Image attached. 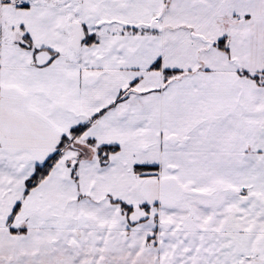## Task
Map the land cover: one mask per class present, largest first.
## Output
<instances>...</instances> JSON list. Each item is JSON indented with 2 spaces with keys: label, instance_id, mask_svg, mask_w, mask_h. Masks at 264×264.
<instances>
[{
  "label": "crops",
  "instance_id": "0c3cea01",
  "mask_svg": "<svg viewBox=\"0 0 264 264\" xmlns=\"http://www.w3.org/2000/svg\"><path fill=\"white\" fill-rule=\"evenodd\" d=\"M24 2L62 38L36 50L0 0V264H264V0ZM156 64L179 73L163 83ZM101 110L76 177L59 159L11 234L1 201Z\"/></svg>",
  "mask_w": 264,
  "mask_h": 264
},
{
  "label": "rangeland",
  "instance_id": "374dc122",
  "mask_svg": "<svg viewBox=\"0 0 264 264\" xmlns=\"http://www.w3.org/2000/svg\"><path fill=\"white\" fill-rule=\"evenodd\" d=\"M17 1L19 2V4L13 2L11 4H7L6 5L7 6V9L12 10L11 11L12 13L10 14L11 20H12L13 23H16L17 22V23H20L21 25H24L25 27L27 25V28H25L26 29V32H28L30 34L31 40L34 42V44H35V47L34 48L36 50H41V49L45 48V47H43V46H45V44L51 45L52 42H59V39L62 38V35H61V32L58 29H55L54 28V29H49V30H43V29L37 28L38 22H35V20L39 17V13H40L39 11L40 10H37L38 13H36V14H28L27 18H24V14H20L24 10V8H19V7L20 6H24L25 2H24V0H20V1L17 0ZM45 4H46V2L43 3L41 1L40 5L37 6V7L40 8V9H44L43 7H44ZM57 12H58V10L57 11L54 10L53 18H51V19L49 18V21H52V23H53L52 25H54V24L55 25H59L62 22V19L61 18L55 16ZM4 29L5 30H8L7 28H4ZM95 41H96L95 37L86 36L83 42L85 44H87V45H90V44H93ZM46 52H48V51H46ZM18 62L19 61H16L15 62V60H14V63H13V66L12 67L14 68V70L16 72H22L24 70V68L27 67V65H24L23 63H18ZM35 63L37 64L36 60H35ZM57 63L59 64L57 66V69H58L60 67V64H62V63L61 62H57ZM3 65L5 66L6 64H3ZM48 66H50L51 68L54 69V68H56V62L55 63H51ZM158 67H159V69H156V70H159V71L162 72V75H163V83H167V81H165V77H164V74H163V71L164 70H162L160 64L158 65ZM153 68L155 69V65H154ZM9 69H11V68H9ZM34 69L38 70L37 68H34ZM171 78H173V76H171L170 79ZM170 79H168V81ZM44 84H46V81H44ZM47 85L49 87H52V86H55V83L52 84V83H50L48 81ZM124 97H125V91H122V93H120V95L117 97V99H119V100L117 101V99H116L115 100V103L116 102H119V101H122L124 99ZM101 111H104V110H101ZM66 136H69V133L66 134ZM60 140H61V138L59 139V142H60ZM74 141H75V139H71V138L68 137L62 143V147H61L62 149L59 150V154H60L59 159L60 160H63V161H66L65 164H66L67 168L69 170H71V176L75 178L76 177V172H75V168L76 167L75 166L77 165L76 162H77V160L79 158V155H78V152L75 151V147L76 146L75 145L73 146ZM59 142H58V144H59ZM58 144L56 146L55 151L52 153V155L57 152ZM98 151H99V154L100 155H103V153L106 155V156H104V159L107 158V155L108 154L114 152L113 151V147H110V146L109 147H101ZM71 152H74V153H71ZM46 160H47V158H46ZM41 165H43V164H41ZM73 168H74L75 174L73 173ZM156 170H157V168L154 167V166H141V168L139 169V173H137V174H139V175L142 174V173H146V174H149V175L150 174H155L154 171H156ZM25 183L22 186L21 195H20L19 199L13 204L11 211H9V209H8L9 208V203H5V202L1 201V207L4 206L3 208L5 209V212H3V214L5 216H7L5 218V221L6 222H4V224H5L6 228L8 229V231L11 234H13L14 236L15 235L24 234L26 232V230H27L26 229V224L23 222V221H25L24 219H22L21 221H16L17 216L23 210V207L24 206H22V204L24 203V200H26L27 196L31 192V190H30L28 192V194H25ZM37 210H38V212H36V213L38 214L39 213V207L38 206H37ZM124 210H125V212L126 211H130L131 208L129 207V209L126 208ZM37 214H36V216H37ZM37 218H38V216H37ZM32 223L38 225L39 224V219H37L36 221H34ZM177 257H178L177 264H183V260H185L186 255L179 254V255H177ZM84 264H86V263H84Z\"/></svg>",
  "mask_w": 264,
  "mask_h": 264
},
{
  "label": "trees",
  "instance_id": "16d2710c",
  "mask_svg": "<svg viewBox=\"0 0 264 264\" xmlns=\"http://www.w3.org/2000/svg\"><path fill=\"white\" fill-rule=\"evenodd\" d=\"M219 46L221 48H225L224 44L222 42H219ZM155 69H159L158 64L155 65ZM179 73V71L177 70H164L163 74L165 77V81H168V79H170L171 76H176ZM119 99H117L118 101ZM103 111H100L98 114H96L91 120H89L88 122L84 123V124H80L78 126H75L73 128L70 129L69 131V136L63 135L61 136V140L58 144V148H57V152L54 153L52 156H50L44 163L43 165H38L35 168V171L33 173V175L26 180L25 183V194H28V192L36 187L39 183H41L49 174V172L51 171V169L53 168V166L55 165V163L58 161L59 159V150H61L62 148V143L69 137L71 139H77L79 137H81V135L86 131V129L90 126V124L95 120V118H97ZM113 151H116V148H113ZM141 167H135V172L139 173V169ZM73 173L74 172V168H73ZM121 208L124 209H129V207H127L125 204L121 203Z\"/></svg>",
  "mask_w": 264,
  "mask_h": 264
},
{
  "label": "water",
  "instance_id": "95a60500",
  "mask_svg": "<svg viewBox=\"0 0 264 264\" xmlns=\"http://www.w3.org/2000/svg\"><path fill=\"white\" fill-rule=\"evenodd\" d=\"M194 37L200 38L201 40L206 41L204 38H202L198 35H194ZM50 59H51V56L46 51H39L35 55V60L39 66L46 65L50 61Z\"/></svg>",
  "mask_w": 264,
  "mask_h": 264
},
{
  "label": "built area",
  "instance_id": "2783aa9c",
  "mask_svg": "<svg viewBox=\"0 0 264 264\" xmlns=\"http://www.w3.org/2000/svg\"><path fill=\"white\" fill-rule=\"evenodd\" d=\"M6 3H17L19 4V2L17 0H4Z\"/></svg>",
  "mask_w": 264,
  "mask_h": 264
}]
</instances>
